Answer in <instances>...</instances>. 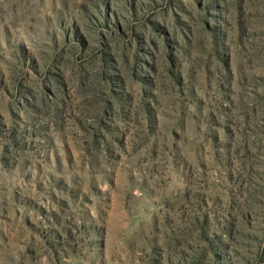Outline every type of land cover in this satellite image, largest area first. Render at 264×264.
I'll return each instance as SVG.
<instances>
[{"label":"rangeland","instance_id":"1","mask_svg":"<svg viewBox=\"0 0 264 264\" xmlns=\"http://www.w3.org/2000/svg\"><path fill=\"white\" fill-rule=\"evenodd\" d=\"M0 264H264V0H0Z\"/></svg>","mask_w":264,"mask_h":264}]
</instances>
